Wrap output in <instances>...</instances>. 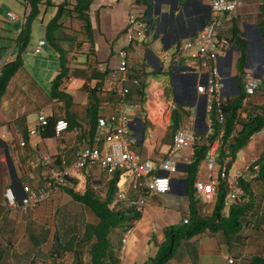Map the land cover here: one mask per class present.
I'll list each match as a JSON object with an SVG mask.
<instances>
[{
    "label": "trees",
    "instance_id": "trees-1",
    "mask_svg": "<svg viewBox=\"0 0 264 264\" xmlns=\"http://www.w3.org/2000/svg\"><path fill=\"white\" fill-rule=\"evenodd\" d=\"M24 1L28 11L24 16V22L16 38V43L19 47L18 51L14 58L8 60L2 68L0 101L9 81L22 67V53L29 40L31 22L39 13V6L41 4L51 5L48 0ZM92 1L62 0L58 4L52 5L55 7V13L44 25L45 40L55 50L59 61L56 75L51 80L49 96L51 100H56L63 104L65 109L63 120L66 121L69 130L77 131V140L83 146L92 145L94 138L100 135L96 128V119L104 116V112L100 111L101 102L98 97L101 91V87L98 86L100 83L91 85L89 77H86V83L82 85L81 89L87 92L88 97V107L85 110L84 122L76 121L75 116L70 113L69 108L72 105V98L64 91L62 85L69 78L67 64L70 60L68 58L70 52L86 47V51L82 52L86 59L84 69L91 71L93 65H96L90 22V5ZM67 20L68 22H77L78 34L83 37L81 40L74 33L69 36L64 34L66 27L69 28L64 23ZM257 25L261 43L264 46V0H260L258 4ZM74 29L76 28L72 30ZM229 41L237 49L238 54L235 61L234 76L236 77L239 92L235 90L233 93L225 95L221 105L224 120L221 124L216 121L213 122L212 133L208 137L207 142L214 140L220 129H222V145L217 151V157L221 159L223 156L228 155L231 161L234 162L237 154L248 144L252 136L264 128V101L259 104L253 103L251 101L252 97L247 105L242 106L244 92L241 80L245 71L247 53L246 42L239 36L235 23H232ZM128 71L129 97L137 98L139 102L143 103L144 91L148 85L147 73L144 72L143 68H134L132 66H130ZM93 74H95V71ZM106 76L107 71L100 74L101 82L105 80ZM133 80L138 81L137 85L132 83ZM103 83L104 81L101 84ZM257 92H261L260 94L264 99V88L260 89L258 87L255 94ZM115 94L116 92L113 89L106 93L105 106L114 102ZM165 95L169 97L167 88H165ZM243 113L244 116H242ZM185 114L184 107L179 103H175L166 131L160 137L161 142L167 137V144L170 143L173 132L184 123L183 116ZM47 120L48 127L41 136L51 138L54 137L52 126L55 120L52 116L47 117ZM85 122L86 124H83ZM143 124H146V122L143 121ZM97 142L98 147L101 149L104 143L103 139L100 137ZM77 149L78 147L71 149V151H74L73 154ZM207 149L208 147L204 143L196 146L189 161L179 166V170H183L185 175L187 209L182 213V217H186L187 222L183 223L181 220L177 224L164 227L162 229V239L157 242V251L154 257L148 258L142 264H171L177 251L183 245L182 243L184 245L198 244V239L204 234L214 237L220 235L222 242L224 241L229 250H231L233 245H242L248 237V235H241L244 228L264 232V211L260 212L262 201H255V195L250 187V179L254 178L256 181L261 180L264 182V158L259 155L247 167L249 171L254 172V177L247 179L241 175L238 178L239 186L246 196L241 203L232 205L228 213L223 215L221 209L224 185L220 182L211 212L209 215H203L202 206H200L195 195L193 185L197 176L198 166L205 157ZM5 150H9L7 145H5ZM8 158L10 159L9 156ZM10 166L12 167V163ZM25 173L23 169L19 172V175L15 173V179L20 187L27 182ZM120 180L121 173L115 172L111 179L96 185V187H99L98 192L87 183L82 191L77 190V180L74 181L75 186L73 189L62 187L60 191L66 193L72 202L77 203L79 212L70 213L66 210L63 211L65 206L55 209L53 232L50 231L49 227L33 226L30 221V225L27 227V236L31 247L25 252V257L23 256V258L18 257V253L14 252L12 256L15 263L22 264L24 260L27 264H35L37 261H40L41 264H48V261L55 264L58 261L63 262L68 257V264H120L121 238L125 231L131 228L140 218L142 213L136 207L128 204V201L135 197V191H130L128 199L124 201L115 199ZM262 197H264V194ZM48 236H51V245L46 252H43L40 247ZM3 252H0V260ZM237 253L231 254L232 256L229 257L233 260L232 264H264V255L246 257L240 251H237Z\"/></svg>",
    "mask_w": 264,
    "mask_h": 264
},
{
    "label": "built area",
    "instance_id": "built-area-1",
    "mask_svg": "<svg viewBox=\"0 0 264 264\" xmlns=\"http://www.w3.org/2000/svg\"><path fill=\"white\" fill-rule=\"evenodd\" d=\"M207 1L209 18L206 24L196 35L182 39L176 45L175 51V54L186 59L181 74L191 78L190 81L180 80L178 83V92L187 101L184 109L191 127L184 123L177 127L170 143L165 150L158 152L157 158H143L134 150L136 138L132 131L137 117L153 127L161 137L175 107V101L165 95V87L159 84L147 85L143 103L137 98L129 97L128 70L131 65L128 50L151 35L150 26L136 10L127 18L124 46L115 48L117 64L109 73V81L111 89L116 92L117 101L111 112L96 119L99 137L94 138L92 145L78 149L69 163L65 159L52 156L37 157L29 161L26 174L28 180L20 187V194L16 195L10 187L4 190V206L7 209H32L54 197L57 192L60 193L62 187L73 189L74 181H78L80 177L87 179L97 171L105 181L111 179L115 172L121 173L115 199L124 201L128 199L130 191H135V197L128 204L142 211L148 196L170 192L174 175L179 171L180 162L177 158L186 153L184 163H187L193 149L204 143L208 149L198 166L193 185L195 195L200 205H204L202 211H205V205L215 202L219 183L222 182L224 195L221 212L223 215L228 213L229 208L244 195L238 183L242 171L232 169L230 156L225 155L221 159L217 157V151L222 145V129L214 140L207 142V139L212 133L213 122L221 124L224 120L221 105L229 89L227 82L231 75L232 61L229 60V52L232 51L233 55L234 48L221 38V33L245 0ZM7 17L17 19L10 12ZM43 44L44 41H39L34 52L39 53ZM263 55L264 46L261 44L259 56L252 59L254 70L262 67ZM7 61H0V76ZM241 81L244 92L242 106H245L254 97L259 87V79L250 70H245ZM132 83L137 85L138 81L133 80ZM47 127V117L38 113L31 128L24 130L21 124L15 123L11 127V137L1 135L0 138L11 147H24L25 136H41ZM67 129L68 125L63 119L56 120L52 126L54 137H59ZM100 137L104 142L101 149L97 145ZM39 163L45 167L42 180L32 183L30 181L35 179L34 173ZM181 220L183 223L187 222L186 217ZM131 231L132 228H128L123 234L122 246ZM226 262L232 264L233 260L228 258Z\"/></svg>",
    "mask_w": 264,
    "mask_h": 264
},
{
    "label": "crops",
    "instance_id": "crops-1",
    "mask_svg": "<svg viewBox=\"0 0 264 264\" xmlns=\"http://www.w3.org/2000/svg\"><path fill=\"white\" fill-rule=\"evenodd\" d=\"M247 1L250 0H245V3ZM56 4L57 3H51V5ZM136 10L140 14L139 16L147 22L151 29V35L149 37L146 36L145 39H143L142 44L146 41L147 43H150V45H158L160 51L158 54H155L151 50L144 49L138 60L132 56L130 65L134 68H143L144 72L147 73V82L150 86L159 84L166 88L165 85L167 84L168 78L170 80L169 84L171 88L175 86L178 91L179 82L177 85L173 84L174 76L179 81L191 80V78L181 74V70L186 64V59L182 55L179 56L175 54L176 45L182 41V39L196 35L206 24L209 18V5L207 0H93L90 5V22L94 40V59L96 61V65H93V69L91 71L84 69L86 59L82 52L86 51V47H83L78 51L70 52L68 54V58L70 60L67 64L69 68V78L62 85L64 91L72 98V105L69 108V111L75 116L76 121L84 122L83 119H85V110L88 107L87 92L81 89L82 85L86 83V77H89L91 85L100 83L98 84V86L101 87V91L98 94L101 102L100 111L102 113L109 111V108L106 107L104 103L106 93L111 90L109 73L117 64L115 48L124 46V31L127 18L129 14L134 11L136 12ZM53 13H55V11ZM25 14L26 10L24 11L23 19ZM230 22H232V19L225 25V29L221 33V38L225 40L228 45L233 46V44L229 41L230 36L227 35V32L232 27V23ZM64 23L69 22L65 21ZM242 25L244 27V31L243 33L239 32V36L243 37V40H247L246 61L250 60L252 64V59L259 56V46L261 43L257 37L256 42H253L255 41L254 37H252L250 32L247 33L246 30L247 27L253 26L252 29H256L258 32V25L257 23H242ZM72 33L76 34L79 40L83 38L78 34L77 29L72 30L71 28L66 27L64 30V34L67 36L72 35ZM39 41L44 40L42 38H38V42ZM250 42H253V44L251 45ZM35 43L36 42L33 41L34 47H37L38 43ZM137 44L138 42L136 45ZM45 45L46 43L44 41V44L40 47V51L41 48L45 47ZM236 52L237 50L234 48L232 59ZM7 60L11 59L7 58ZM246 69L247 68H245V70ZM19 71L20 69L9 81L6 91L0 101V124L5 123L7 128L4 132H1L0 137L1 135H5L10 138L11 127L15 123L21 124L24 130L31 128L35 117L30 120V109L36 108V115H38V113H43L46 117H54L55 121L63 119L64 116L65 109L63 104L56 100H51L49 92L46 94L45 90L37 85V81L35 79L33 80V87L31 89L32 94L29 95V98L24 99L22 93L24 91L22 90V82L19 81ZM94 71L95 74H93ZM105 71H107V76L105 77V80H103L104 83L101 84L103 81L101 82L100 74ZM160 75H162L163 78H157V76ZM231 75L228 79L227 87L229 89L234 88L236 90V85L232 80L234 75ZM27 76H29L30 79H33L30 74ZM41 93L46 97V101H39V98L42 97ZM72 93L77 94L78 96L73 98ZM5 95L10 96L12 103L18 99L21 103V107H17L15 110L12 108L11 111H8L7 109L9 108V104L8 102L5 103ZM116 99L117 98L115 97L114 102L110 104L114 106ZM190 101H192V99ZM30 123L31 126L29 125ZM83 124H86V122ZM155 132L157 131L153 127H151L148 123L143 124L140 117H137L136 125L133 128L132 133L136 138L135 146L138 147V154L141 157L154 159L159 156L158 152L162 151L160 146V135L158 132L156 142L157 145L152 143V137H154ZM76 133L77 131L67 129L59 137L45 138L42 136H25L24 147H11L7 142H4L0 138V143L4 142L5 145L9 147L8 151L5 150L4 155L9 165L12 163V167H10L13 170L12 174L8 176L10 177L9 182L1 189L0 252L4 251L2 257L6 256L13 259V253L17 252L18 257L23 258L22 251L26 252L31 247L27 236V227L30 225V220L26 217L30 212L24 211L20 207L13 210L7 209L4 206V190L7 187H10L17 195L20 194V186L15 179V173L19 175V172L22 171V169L24 170V164L26 161V167H28L29 161H32L37 157L41 158L44 156L65 159L67 163L71 162L74 155V151H71V149L75 147L80 149L83 147V145H81V143L77 140ZM252 137H254V135ZM185 155L187 154L182 153L177 158V161L180 162L179 166L185 162ZM256 159L257 156L249 159V157L243 155L240 157V163L238 165L233 162L232 169L236 168L242 171L243 168H247V166ZM44 169V165L39 163L34 173L35 179L30 182H41ZM98 175L102 176L100 173H98ZM244 177L247 179L249 178L246 175ZM25 178L28 180L26 176ZM184 178L185 175L183 170H179L178 173L174 175L170 192L147 197V201L140 218L131 227L132 231L128 236L125 245L121 246L120 264H142L148 258L154 257L157 251V242L162 239V229L181 221L182 213H184L187 209V200L184 195ZM104 182L105 179L96 181V185ZM9 184L11 186H7ZM12 214L13 217L11 221L10 218ZM17 229L18 234L21 233L22 236L25 235L29 242V245L21 252H18L16 246L18 241H14L18 236H16ZM205 236L206 234L202 235V237ZM8 247L9 249L6 250Z\"/></svg>",
    "mask_w": 264,
    "mask_h": 264
},
{
    "label": "rangeland",
    "instance_id": "rangeland-1",
    "mask_svg": "<svg viewBox=\"0 0 264 264\" xmlns=\"http://www.w3.org/2000/svg\"><path fill=\"white\" fill-rule=\"evenodd\" d=\"M52 4L53 3H59L62 0H49ZM260 0H250L245 3H243L242 7L232 16V22L235 23L236 29L238 32L243 33L244 27L242 23H257L258 22V4ZM25 1L24 0H0V61H3L7 58L13 59L14 55L18 51V46L16 43V38L18 33L21 30L22 24H23V15L25 11ZM28 11V8L26 7V12ZM55 11L54 6L52 5H44L41 4L39 6V13L35 17V19L31 22V31L28 43L22 53V67L19 71V81L22 82V90H24L23 97L24 99L29 98V95L32 94L31 89L33 85V80L35 79L37 81V85H39L43 90H45V93L48 94L49 88H50V81L54 78L56 75V71L58 69V56L55 50L49 45V43L45 40L44 36V24L47 23V21L53 16V12ZM13 13L17 16V19H9L7 17V13ZM234 19V22H233ZM68 22V20H67ZM66 25L69 28H76L78 27L77 22H69L66 23ZM253 27V26H252ZM252 27H247V33L250 32L252 37H254L253 42H256V36L253 32ZM227 35L231 36V28L227 32ZM241 37V36H240ZM38 38H42L46 45L44 48H41L40 53H34V45L33 41L38 43ZM243 39V37H241ZM143 40L139 41L138 44L134 48H129L128 50V56L131 58L132 56L136 58L137 60L141 56V52L144 51V49H148L153 51L155 54H158L160 51V48L158 45H150V43H147L146 41L144 44H142ZM246 42V49H247V40ZM251 43V45L253 44ZM174 51V47H173ZM49 54V56H48ZM238 54H234L232 59V67H231V73L232 75H235V61ZM185 63V61H184ZM261 68L255 69L253 65L251 64V61H246L245 68L246 70H250L253 73V76L257 79H259V88H264V55L262 56V62H261ZM28 74L31 75L30 79ZM36 75V76H35ZM231 75V76H232ZM157 78L161 79L163 78L162 75L157 76ZM176 77L174 76V80ZM170 80L167 78V84L165 85L168 91V95L171 99V86H170ZM81 90V89H80ZM235 91L234 88L228 89L226 92V95H229V93H233ZM261 92H257L254 97L252 98L253 103H262L264 101L263 97L260 94ZM42 97L39 98V101H46V97L41 93ZM73 98L77 97V94H73ZM80 95V94H79ZM80 98V97H79ZM5 103L8 102L9 108L8 111H11L12 108L15 110L17 107L20 106V102L18 99L12 103V99H10V96L5 95L4 97ZM181 106L185 107L187 104V101H183L178 99ZM186 103V104H185ZM251 103V104H253ZM106 107L109 108L108 112H111L113 110L112 104H106ZM250 108V107H248ZM246 108V109H248ZM35 109H30L29 112H31L30 120L36 117L37 112ZM10 114V112H9ZM187 114V113H186ZM183 116L184 119V125L191 127V123L187 120V115ZM31 126V123L29 124ZM6 124H0V134L1 132H4L6 130ZM157 132H155L154 137H152V143H155L157 145ZM156 136V137H155ZM168 142V138L165 137L163 142L160 143L162 151L165 150L166 145ZM134 150L139 153V149L137 146L134 147ZM5 143H0V199L2 196L1 189L4 185H6L9 182L8 177L10 174H12V169L8 163V161L5 158ZM246 155L247 157L252 158L255 156H261V158H264V128L255 134L252 139L248 142V144L240 150V152L235 157L234 163L238 165L240 163V157ZM27 162V161H26ZM26 162L24 164V172H28V167H26ZM250 165V164H249ZM248 165V166H249ZM247 166V167H248ZM234 170L236 168H233ZM245 169V170H244ZM244 170V171H243ZM242 175L249 177L253 176L254 172L249 171L248 168H243ZM254 177V176H253ZM103 176L98 175L97 172H94L93 175L89 178L80 177L78 179V183L76 186L77 190L82 191L84 189V185L87 183L91 186L92 189L99 191V187H96V181L104 180ZM250 187L253 191V194L255 195V201H262L261 204V211H264V197L262 195L264 194V182L261 180H255L250 179ZM246 196L243 195L235 204L241 203ZM214 203H211L209 205H205V211L203 212V215H209L213 208ZM65 206L66 211H69L70 213H76L79 212V206L77 203L75 204L70 200V197L64 193H56L54 197L47 200L46 202L37 205L36 207L27 210V212H30L28 219L33 223V226H43V227H49L50 231L53 232L54 230V211L57 208H61ZM203 206L204 205H200ZM33 210V211H32ZM32 211V212H31ZM59 211V210H58ZM58 213V212H57ZM13 214L10 218L12 221ZM28 220V221H29ZM57 220V219H56ZM18 235V236H17ZM241 235L248 237L244 240V243L242 245H233L232 249L229 250L226 243L222 242V237L220 235L217 236H209L208 234L205 237H200L198 239V244H185L179 248V250L176 253L175 258L171 261V264H226V259L232 256L231 254H238L237 251H240L243 256L249 257L251 255H264V232L262 231H255L251 228H244L241 232ZM16 238L15 242H17L16 246L18 249V252H21L24 250L28 245L29 242L27 240V237L22 234H18V229L16 230ZM51 245V236H48L47 240L42 243L41 250L43 252H46ZM6 248V250H8ZM237 250V251H236ZM22 255L25 257V251H22ZM183 258V259H181ZM182 260V261H181ZM181 261V262H180ZM69 259L68 257L63 262H57L55 264H68ZM16 264L14 259H11L10 257H2V260L0 261V264ZM23 264H27L26 261L23 262ZM35 264H41L40 261H37ZM48 264H53L51 261H48Z\"/></svg>",
    "mask_w": 264,
    "mask_h": 264
},
{
    "label": "flooded vegetation",
    "instance_id": "flooded-vegetation-1",
    "mask_svg": "<svg viewBox=\"0 0 264 264\" xmlns=\"http://www.w3.org/2000/svg\"><path fill=\"white\" fill-rule=\"evenodd\" d=\"M253 32H254L255 36L258 38V32H257V30L256 29H253ZM178 82H179V80H177V79L173 80V84L174 85L175 84L177 85ZM171 94H172V98L175 100V103H182V102H179L178 99L185 101V98L178 93V91L175 88V86L173 88H171Z\"/></svg>",
    "mask_w": 264,
    "mask_h": 264
},
{
    "label": "water",
    "instance_id": "water-1",
    "mask_svg": "<svg viewBox=\"0 0 264 264\" xmlns=\"http://www.w3.org/2000/svg\"><path fill=\"white\" fill-rule=\"evenodd\" d=\"M258 34H259V30H258ZM258 40L261 43V37L260 35H258ZM262 44V43H261ZM235 48V47H234ZM235 50H237L235 48ZM229 60L232 61V51L229 52ZM232 80L234 81L235 85H236V91L239 92V88L237 87V83H236V77H232ZM174 100V99H173ZM175 101V100H174ZM186 194V186H185V191H184V195Z\"/></svg>",
    "mask_w": 264,
    "mask_h": 264
}]
</instances>
